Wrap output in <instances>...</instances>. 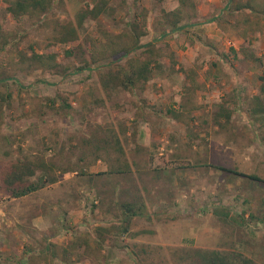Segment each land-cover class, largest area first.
Listing matches in <instances>:
<instances>
[{"label": "rangeland", "instance_id": "374dc122", "mask_svg": "<svg viewBox=\"0 0 264 264\" xmlns=\"http://www.w3.org/2000/svg\"><path fill=\"white\" fill-rule=\"evenodd\" d=\"M105 1L79 22L99 0L19 17L0 0V264H264V0ZM135 31L150 70L125 90L105 37ZM13 163L44 187L11 197ZM132 200L147 215L124 231Z\"/></svg>", "mask_w": 264, "mask_h": 264}, {"label": "trees", "instance_id": "16d2710c", "mask_svg": "<svg viewBox=\"0 0 264 264\" xmlns=\"http://www.w3.org/2000/svg\"><path fill=\"white\" fill-rule=\"evenodd\" d=\"M181 5H186V0H180ZM229 1L226 3V6H228ZM106 5L105 0H99V2L94 3L93 7L91 9H81L76 14V19L80 21L84 20L85 18L91 16L92 18H97L99 14L103 13V8ZM5 11L9 14H11L14 17H19L26 14H45L51 7V0H5ZM246 8L251 7L250 5H245ZM239 6L238 8H240ZM180 10H177L172 13L173 20L170 21L171 30L169 32H174L177 30H181L183 27L178 25L180 19L188 18V16L183 15L180 16ZM182 13V11H181ZM71 25V24H69ZM168 32V33H169ZM65 38H78V35H76V31L74 29L70 30V32L64 34ZM111 36V35H110ZM107 44L106 47L103 50L104 55L108 57V59L111 60L112 66L114 67L111 74L109 73V77L111 78V81L117 84V86L122 87L125 90H131L138 84L139 81H142L145 83L148 80V75L150 70V63L149 60H137L131 57H128L130 53L142 48V45L139 43V34L137 31L133 32L132 36H125L123 34L121 38L113 39L115 41H111L112 39L109 38V35L106 37ZM146 52L148 54H153V51H150V47H146ZM44 55H39L35 58V55L30 57L28 60L31 63H34L36 61L43 63ZM125 59L124 63L121 64V60ZM80 70H83L82 68ZM169 114H171L172 117L176 118V114L172 111H168ZM220 116H224L225 118L229 117V114H227V111L221 110L219 112ZM116 145L114 147H110V144L105 142V150L104 151H110L113 150L115 152H118L122 156L125 155V151L119 144V141L115 140ZM98 149L97 151H99ZM96 153V152H95ZM172 160L165 159L163 161V165H166L167 167H170V164ZM173 162V161H172ZM42 163L41 167H45ZM24 166H19L18 163H13L9 168L5 178L3 179V184L6 187V192L13 197L18 198L25 196L27 194H30L32 192L37 191L38 189L44 187L46 184L45 181H42V178L38 179L35 182L25 181L23 178V175L26 174H32L31 168L29 169V166L26 164H23ZM118 168L113 167V171L110 173L116 174V175H125L130 173V168L128 163L125 161H120L117 163ZM178 168H181L179 165ZM158 170V169H156ZM25 171V172H24ZM76 171V170H72ZM258 178V177H255ZM55 182V178L50 179V183ZM145 205L142 203V201H130L121 203L118 206V211L120 212V215L123 216V223L124 225L120 228L124 231H127L129 226L131 225V221L135 217H142L147 215L145 213ZM222 213V212H221ZM104 229V228H101ZM141 249V248H140ZM140 252H144L143 250H139ZM141 252V253H142ZM198 253V252H197ZM200 258L203 260V264H226L224 258H220L218 255H216L213 252L209 253H201L199 254Z\"/></svg>", "mask_w": 264, "mask_h": 264}]
</instances>
